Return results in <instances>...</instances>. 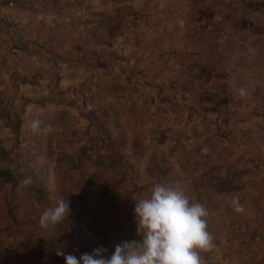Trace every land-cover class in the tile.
I'll list each match as a JSON object with an SVG mask.
<instances>
[{
    "label": "rangeland",
    "instance_id": "rangeland-1",
    "mask_svg": "<svg viewBox=\"0 0 264 264\" xmlns=\"http://www.w3.org/2000/svg\"><path fill=\"white\" fill-rule=\"evenodd\" d=\"M70 4L30 0L28 16L10 19L14 35L0 27V264H65L58 247L79 259L99 246L110 255L117 244L139 241L135 199L157 182L181 187L207 207L216 248L202 254L205 264H264V0H199L191 9L195 44L179 56L192 68L185 75L195 76L186 100L142 93L140 73L115 70L111 56L100 77L95 61L73 45L83 39L72 27L96 30L99 22L107 32L109 21L91 3ZM75 7L92 12L62 14ZM169 7L167 23L189 9ZM134 13L128 30L149 25ZM135 17L142 23L131 26ZM14 39L24 43L21 51L12 49ZM53 40L83 65L65 75L63 64L39 62L35 52H50ZM175 70L145 83L167 85L162 78ZM177 79L172 89H180ZM35 119L39 132L30 128ZM25 177L32 180L26 187ZM236 197L242 213L233 210ZM61 198L70 200V215L41 229V213Z\"/></svg>",
    "mask_w": 264,
    "mask_h": 264
},
{
    "label": "crops",
    "instance_id": "crops-1",
    "mask_svg": "<svg viewBox=\"0 0 264 264\" xmlns=\"http://www.w3.org/2000/svg\"><path fill=\"white\" fill-rule=\"evenodd\" d=\"M10 1H16L17 7L14 9H7L8 12V22L1 18L0 27H4L5 32L10 34H15V29L10 27V19L16 22L19 19L25 17L26 10L23 7L27 5L30 0H0V12L6 8ZM49 1V0H41ZM70 1L71 5L75 3H91L94 8L93 12L97 13L100 18L108 20L107 23L108 31L104 32L101 23H95L97 26L96 30H93L89 23H83L81 26L76 24L72 28H77V32L82 35L81 44H73L75 47L81 49L85 55L90 56L87 59L95 61V69L97 74L99 72L100 77H102L101 72H104V65H107L110 61L108 57L111 56L113 60L112 64L115 70L125 69L124 66L131 69L134 73H140L142 76L138 81V87L144 93L146 90L150 93H154V89L162 94L174 93L181 100H186L192 98V92L194 90L193 77L194 75H185L189 70L182 63L186 60H182L180 56V51H190V47L195 44L193 42V21L191 17V9H194L195 5L199 3V0H65ZM205 1V0H203ZM175 2L177 5H184L189 8L186 10L183 20H177L172 23L166 22V17L170 14L169 5ZM38 6V5H37ZM207 8V7H204ZM68 9H65L67 11ZM81 7H75L73 12H63L62 14L74 16L79 13L80 18L82 16H90V13L82 11ZM136 10L134 15L142 13L144 17L149 19V25L146 27L139 28L138 31L133 29L128 30L125 26V22L128 20L130 13ZM56 15V14H55ZM12 20V21H13ZM10 21V22H9ZM6 36V35H5ZM11 43L12 49L16 51H21V46L24 43L20 41H15ZM54 40L49 41L50 52H35L37 59L41 63H49L52 66L56 64H63L66 69L68 67L71 69L81 67L82 61L75 54L71 52L67 53L65 50L60 49L54 45ZM39 48V46H36ZM64 48H68L67 43ZM71 48L73 46L71 45ZM40 49V48H39ZM124 54V56L122 55ZM187 54V53H186ZM53 55V58H52ZM59 55V56H58ZM64 55V56H63ZM125 55H128L127 57ZM61 61L64 63H61ZM106 63V64H105ZM110 64V63H109ZM174 68L177 72L176 79L180 82V89H172L169 85H162L160 83L157 87H151L150 84H146L145 80L148 78H153L155 82L157 81V73H161L168 68ZM186 68V69H185ZM100 70V71H99ZM96 74V75H97ZM197 78V77H196ZM119 79V78H118ZM117 93H115V96ZM121 95V94H120ZM192 95V96H191ZM151 96V95H150ZM122 98V96H119ZM150 106V104L148 105ZM147 106V107H148Z\"/></svg>",
    "mask_w": 264,
    "mask_h": 264
},
{
    "label": "clouds",
    "instance_id": "clouds-1",
    "mask_svg": "<svg viewBox=\"0 0 264 264\" xmlns=\"http://www.w3.org/2000/svg\"><path fill=\"white\" fill-rule=\"evenodd\" d=\"M233 87L240 98L248 97L244 86ZM41 124V120L35 119L31 121L30 128L39 132ZM44 131L51 132V125H47ZM31 182V177H25L21 185L26 187ZM232 206L237 213L244 211L238 197L233 199ZM133 211L136 235L141 238L139 241L117 244L110 255L104 246L93 249L91 253H83L79 259L66 254L60 247L56 249V255L62 256L65 264H205L202 254L216 248L215 237L209 231L207 207L181 187L157 182L150 195L135 199ZM70 213V200L61 198L54 207L41 213L39 226L44 230L55 228Z\"/></svg>",
    "mask_w": 264,
    "mask_h": 264
},
{
    "label": "built area",
    "instance_id": "built-area-1",
    "mask_svg": "<svg viewBox=\"0 0 264 264\" xmlns=\"http://www.w3.org/2000/svg\"><path fill=\"white\" fill-rule=\"evenodd\" d=\"M17 2L16 1H10L6 8L3 9L1 12H0V19L1 18H4L7 22H8V15H7V9H14L17 7ZM177 13L175 11V9L173 8V16H176ZM10 22V21H9ZM142 23V19L140 17H135L131 22H130V25L131 26H134L136 24H141ZM10 27L12 29H17V26L13 25L11 22H10ZM162 83H165L167 85H171L173 87H177L178 83L175 79V76H174V73H170L167 77H164L162 78L161 80Z\"/></svg>",
    "mask_w": 264,
    "mask_h": 264
}]
</instances>
